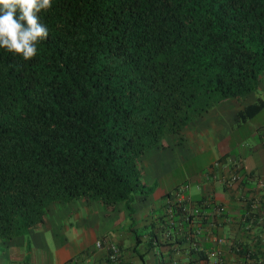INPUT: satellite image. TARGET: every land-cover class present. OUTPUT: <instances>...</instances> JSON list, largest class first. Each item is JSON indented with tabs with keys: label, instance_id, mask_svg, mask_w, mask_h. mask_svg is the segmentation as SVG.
Instances as JSON below:
<instances>
[{
	"label": "trees",
	"instance_id": "trees-1",
	"mask_svg": "<svg viewBox=\"0 0 264 264\" xmlns=\"http://www.w3.org/2000/svg\"><path fill=\"white\" fill-rule=\"evenodd\" d=\"M39 17L35 58L0 47V243L77 200L130 216L155 188L139 163L264 72V0H52Z\"/></svg>",
	"mask_w": 264,
	"mask_h": 264
},
{
	"label": "crops",
	"instance_id": "crops-1",
	"mask_svg": "<svg viewBox=\"0 0 264 264\" xmlns=\"http://www.w3.org/2000/svg\"><path fill=\"white\" fill-rule=\"evenodd\" d=\"M258 88L259 95L251 92L240 100H221L184 127L186 132L183 128L194 156L204 155L203 165H194L187 179L174 172L184 164L180 152L188 151L183 137L180 152L156 155V150L139 163L145 181L155 188L135 198L130 216L120 206L108 210L96 201L55 205L66 211H50L40 228L0 243V264H111L109 244L117 249L115 264H205L213 259L209 252L215 253V264H260L264 261V72ZM258 101L262 107L243 119L245 107ZM233 174L236 180L227 184ZM179 188L184 209L199 204L200 216L185 225L167 214L169 203H177ZM190 250L201 251L205 259L189 262L194 258Z\"/></svg>",
	"mask_w": 264,
	"mask_h": 264
},
{
	"label": "clouds",
	"instance_id": "clouds-1",
	"mask_svg": "<svg viewBox=\"0 0 264 264\" xmlns=\"http://www.w3.org/2000/svg\"><path fill=\"white\" fill-rule=\"evenodd\" d=\"M51 7L52 0H0V47L35 58L37 45L49 36L39 14Z\"/></svg>",
	"mask_w": 264,
	"mask_h": 264
},
{
	"label": "rangeland",
	"instance_id": "rangeland-1",
	"mask_svg": "<svg viewBox=\"0 0 264 264\" xmlns=\"http://www.w3.org/2000/svg\"><path fill=\"white\" fill-rule=\"evenodd\" d=\"M253 92H255L256 94L259 95V88L254 90ZM187 128V127H186ZM186 129L184 128V131L183 132H186L185 131ZM183 132H180V134L178 135V137L170 140V142L168 143L167 147L164 148V149H159L158 151H156L154 154L156 155H165L166 153L168 154V152H171V153H177V152H180V148H178V146L181 145L182 141H183V137H185V133ZM186 138V137H185ZM189 136L186 138V141L184 142V144L182 143V145L185 146L186 144V148L188 149V151H183V152H180V155L181 156H184L185 158L184 159V164H182L181 167H178L177 169L174 170V172H178V174H184L185 176H183L185 179H187V176L189 174V172L191 171V168L194 166V165H198V163L200 165H203V161H204V155H201V156H194V153H193V149L191 148V146L189 147ZM186 149V150H187ZM174 174V173H172ZM191 187V186H190ZM75 203V202H73ZM65 207H58V206H53L52 209H51V213L53 211H58V209L60 210L59 212L62 213L66 211V209H64Z\"/></svg>",
	"mask_w": 264,
	"mask_h": 264
},
{
	"label": "built area",
	"instance_id": "built-area-1",
	"mask_svg": "<svg viewBox=\"0 0 264 264\" xmlns=\"http://www.w3.org/2000/svg\"><path fill=\"white\" fill-rule=\"evenodd\" d=\"M214 166L215 165H217V160H215L213 163H212ZM236 174H233V175H231L230 177H229V179L228 180H226L225 182L227 183V184H229V183H231V181H233V180H236ZM183 189L182 188H179L175 193H176V197H178V200H177V205H181L182 206V208L184 207V205L182 204V203H180L183 199H182V194H181V191H182ZM199 204L198 203H191L190 205H189V207H188V209H184V210H187V213H192L193 214V216L194 217H199L200 216V214H199V212H198V210H199V206H198ZM171 209H170V203H169V205H168V207H167V214L168 215H170V213H171V211H170ZM217 210L218 211H220V210H222V207H217ZM192 216V217H193ZM102 244H101V242H100V240H96L95 241V246L96 247H100ZM106 248H108L109 249V255H108V259L112 262V263H116V258H117V249H116V247L114 246V245H111V244H109V245H106ZM208 256H210L211 258L213 257V259H211V260H207L206 262H205V264H215V253L214 252H209L208 253ZM260 264H264V261H262V262H260Z\"/></svg>",
	"mask_w": 264,
	"mask_h": 264
}]
</instances>
